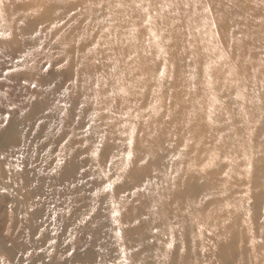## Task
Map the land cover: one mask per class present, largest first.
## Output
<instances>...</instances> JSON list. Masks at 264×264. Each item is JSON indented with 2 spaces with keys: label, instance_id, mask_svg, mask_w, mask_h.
I'll return each mask as SVG.
<instances>
[{
  "label": "rangeland",
  "instance_id": "rangeland-1",
  "mask_svg": "<svg viewBox=\"0 0 264 264\" xmlns=\"http://www.w3.org/2000/svg\"><path fill=\"white\" fill-rule=\"evenodd\" d=\"M28 8L27 46L0 52V159L15 174L28 169L10 188L0 184V264L70 255L114 264L125 246L112 255L109 240L124 214L133 224L151 214L148 198L128 210L131 198L157 191L187 235L178 249L196 250L193 264H264V0H29ZM41 101L47 123L32 136L41 144L27 145L37 157H26L8 127L37 119ZM22 180H39L49 195L45 235L19 209Z\"/></svg>",
  "mask_w": 264,
  "mask_h": 264
},
{
  "label": "bare ground",
  "instance_id": "bare-ground-1",
  "mask_svg": "<svg viewBox=\"0 0 264 264\" xmlns=\"http://www.w3.org/2000/svg\"><path fill=\"white\" fill-rule=\"evenodd\" d=\"M28 7L29 0H25L24 4H17V2L14 0L13 2L11 1L10 4H8V6L6 7H4L3 4H0V52L7 49L11 52H15L19 47L23 48L27 46L28 39L33 31V28L30 24ZM17 10H20L18 12L19 14H16ZM41 102L42 103L40 104V107L34 108L37 109V112H35L34 109L31 111L32 113L35 112L38 116L37 119H33V121L35 122L34 128L33 121H31L25 128H23L25 125L20 127L19 120L11 122L8 127V130L12 129L16 133V135L19 136L17 138L15 137L14 140L18 143L17 145L22 148L21 153H23L26 157H37V154L33 153V149L30 146L34 145L35 143L41 144V142H36L32 139V136L35 135L36 128L39 127V125H42L43 128L47 123L46 117H42L46 119V123H42V118L40 117L47 116L48 104L45 101ZM59 126L60 125H58V127ZM28 137L30 138L27 140ZM57 142L58 138L55 137L54 134H51V145L53 146ZM226 164L227 163L223 164V166H228V164ZM27 171L28 169H26L23 173H26ZM23 173L15 174V172H13V169H6L0 159V184L10 188V185L12 183H15ZM59 173L60 182L63 183L65 167H63L59 171ZM24 181L25 180L18 181V194L24 192L23 197L22 199H20L17 194L15 201L17 203L19 198L21 201V206L19 209H22L25 215L29 214V226H37L40 230L44 231L42 234L45 235L46 228H44V226H46L45 224L48 225V223H50L49 216L53 212V210H49L51 207H53L49 202V195L41 192V187L43 185L39 182V180H28L27 186H25ZM67 193H69V191H67ZM31 198H33V202L29 203V200ZM147 198L149 199L147 205L150 206L151 214L142 213L139 216L138 220L135 219L136 221H140L139 223L135 222L136 224L129 223L130 216L128 215H131V213L124 214L126 221L124 222L122 231L118 233V238L113 237V239L109 240L111 248L113 250L112 255H115V253H117V246H119V241L125 246L124 258L121 259L120 256L119 258H114L117 260L114 264H193V255L196 250H188L184 248L178 249L179 241L182 238H187L186 234H181V223L176 219H173L174 215L171 214V212L161 210V203L163 201H165L166 203L169 202V197L166 196L164 198H160V196L158 195V191L151 196H144L141 193L131 198V201L128 204V210L132 207V205L138 203V201L141 202L142 200H145L144 202L146 203ZM73 200L71 203L75 205V207L80 208V203L75 200V198ZM62 203L63 201L60 200L58 205L61 207H65ZM75 215L77 216L78 214L75 213ZM22 216L23 215H19L20 224H22L21 222L24 221L22 219ZM54 218L55 222L59 223L60 220L62 222H65L62 216L54 215ZM73 218L74 213H72L71 219H69V221L72 222ZM67 224L71 226L70 223ZM85 224L86 223H84V225ZM175 224L180 226V231L174 229L173 226ZM157 227L160 229H158V231H160L158 236L150 231V229H155ZM75 230L76 227L74 226H71L67 229L69 234H71V232H74ZM129 239H131V241H129ZM160 242L163 243V247L160 251L161 253L159 255V258H152L151 256L153 252L151 247ZM168 246L169 249L167 250ZM173 246L175 247V250H173ZM148 248H151L150 253ZM95 259L96 258H84V256L72 258L70 255L67 256V258H47L45 264H93L95 262ZM16 263L18 264V262ZM39 263L40 260L38 259L32 264Z\"/></svg>",
  "mask_w": 264,
  "mask_h": 264
}]
</instances>
